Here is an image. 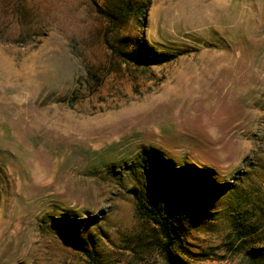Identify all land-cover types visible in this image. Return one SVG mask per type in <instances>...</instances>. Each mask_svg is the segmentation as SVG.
<instances>
[{
  "label": "rangeland",
  "instance_id": "rangeland-1",
  "mask_svg": "<svg viewBox=\"0 0 264 264\" xmlns=\"http://www.w3.org/2000/svg\"><path fill=\"white\" fill-rule=\"evenodd\" d=\"M0 264H264V0H0Z\"/></svg>",
  "mask_w": 264,
  "mask_h": 264
},
{
  "label": "trees",
  "instance_id": "trees-1",
  "mask_svg": "<svg viewBox=\"0 0 264 264\" xmlns=\"http://www.w3.org/2000/svg\"><path fill=\"white\" fill-rule=\"evenodd\" d=\"M143 206H144V204H143ZM144 208H146V207L144 206ZM176 208H177V201L176 202L174 201V203L172 204L171 208H169L167 210V212L165 213V217L163 218V222L161 223L162 229L164 231H166L168 236H170L169 223L171 222L172 215L174 214ZM159 215L162 216V215H164V213L162 211H160L158 213L155 212V211H154V213L151 212V216L152 217L153 216L158 217ZM169 241H170V239H169ZM169 245H171V243L167 244V246H166L167 250H168Z\"/></svg>",
  "mask_w": 264,
  "mask_h": 264
}]
</instances>
